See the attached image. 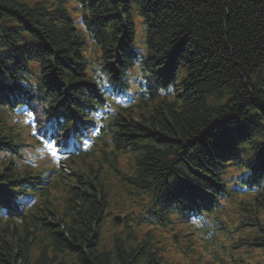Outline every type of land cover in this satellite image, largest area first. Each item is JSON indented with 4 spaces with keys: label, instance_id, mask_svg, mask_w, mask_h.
<instances>
[{
    "label": "trees",
    "instance_id": "16d2710c",
    "mask_svg": "<svg viewBox=\"0 0 264 264\" xmlns=\"http://www.w3.org/2000/svg\"><path fill=\"white\" fill-rule=\"evenodd\" d=\"M74 1L0 0V188L8 194L0 192V213L8 212L0 216V264H173L154 232L140 236L128 214L103 247L104 227L115 200L133 195L151 201L153 219L196 253L195 215L244 195L233 183L249 190L264 182V1ZM79 25L97 47L96 67ZM134 71L139 82L130 81ZM100 73L112 91L145 92L103 124L94 150L73 160L75 174L28 185L34 171L19 164L21 149L38 141L14 116L33 114L39 129L54 111L68 123L74 111L93 119L106 96ZM119 153L132 158L124 170ZM232 168L241 173L226 178ZM104 169L114 179L106 182ZM253 202L244 203L251 221L243 227L258 228L247 244L264 250V193Z\"/></svg>",
    "mask_w": 264,
    "mask_h": 264
},
{
    "label": "rangeland",
    "instance_id": "374dc122",
    "mask_svg": "<svg viewBox=\"0 0 264 264\" xmlns=\"http://www.w3.org/2000/svg\"><path fill=\"white\" fill-rule=\"evenodd\" d=\"M125 160V158H123ZM116 192L119 193L117 190ZM120 209L123 210L124 212H129L132 211L133 214H138V215H147L148 214V207H145L143 209H140L138 207H141L142 205L139 204L138 200L133 196V195H126L120 198ZM117 211H114L112 215H114ZM231 213V209L227 210V216H225V220L229 218V215ZM147 228H152V230H156V232L160 236L161 243L163 246H165L166 249V257L169 259L174 260V262L179 263H187L186 262V256L175 247V245L172 242V237L169 231L166 229L162 228L161 226H152V225H147L146 227L144 226V229ZM115 230L111 225L108 224L106 227L105 233H106V238L109 236L110 233L114 232ZM246 234V233H244ZM227 245H230V242H228ZM254 250L247 251L245 253H252ZM209 252V251H208Z\"/></svg>",
    "mask_w": 264,
    "mask_h": 264
}]
</instances>
